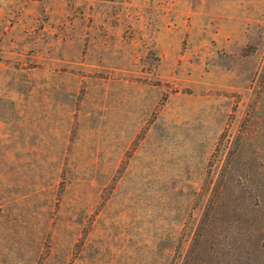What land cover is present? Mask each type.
<instances>
[{"label": "rangeland", "instance_id": "obj_1", "mask_svg": "<svg viewBox=\"0 0 264 264\" xmlns=\"http://www.w3.org/2000/svg\"><path fill=\"white\" fill-rule=\"evenodd\" d=\"M0 264H264V0H0Z\"/></svg>", "mask_w": 264, "mask_h": 264}]
</instances>
